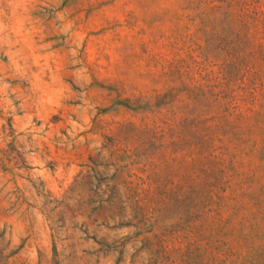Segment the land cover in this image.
<instances>
[{
	"label": "rangeland",
	"instance_id": "374dc122",
	"mask_svg": "<svg viewBox=\"0 0 264 264\" xmlns=\"http://www.w3.org/2000/svg\"><path fill=\"white\" fill-rule=\"evenodd\" d=\"M219 1L0 0V264H264V122L222 128Z\"/></svg>",
	"mask_w": 264,
	"mask_h": 264
},
{
	"label": "trees",
	"instance_id": "16d2710c",
	"mask_svg": "<svg viewBox=\"0 0 264 264\" xmlns=\"http://www.w3.org/2000/svg\"><path fill=\"white\" fill-rule=\"evenodd\" d=\"M197 7L208 19L206 33L219 42L220 53L226 54L219 72V95L225 101L222 128L225 131L231 125L233 130L244 123L253 128L263 123L264 0H220ZM192 104L188 97L183 107ZM178 113L174 108L173 116Z\"/></svg>",
	"mask_w": 264,
	"mask_h": 264
}]
</instances>
